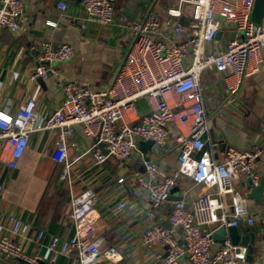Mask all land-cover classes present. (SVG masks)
<instances>
[{
	"label": "built area",
	"instance_id": "obj_1",
	"mask_svg": "<svg viewBox=\"0 0 264 264\" xmlns=\"http://www.w3.org/2000/svg\"><path fill=\"white\" fill-rule=\"evenodd\" d=\"M115 0H81L86 21L109 24L114 18ZM178 7L167 9L169 17L180 14V5H190L188 28L171 21L168 40L158 38L159 21L152 10L143 18L123 15L121 25L132 35L124 59L109 84L100 90H91L78 81L61 82L62 100L50 114L41 118L34 97L29 96L15 110L0 107V161L15 168L24 153L32 132L57 131L52 157L64 164L61 179L69 182L67 138L75 124H82L84 131L95 135L103 149L91 153L97 163L108 155L125 159L136 148V138L154 141L162 147L169 136V125L177 133L175 143L177 166L170 173L160 175L152 160L144 161L143 170L134 169L135 183L148 196L151 209L146 212L149 225L141 235L145 246L160 244L159 264H244L246 247L229 237L218 241L212 232L219 227H236L252 223L253 216L247 205L245 192L234 186L241 174L257 186L261 174L257 161L262 148L226 145L221 159L213 154L214 143L208 136L209 123L203 99L201 74L207 68L220 72L231 100L240 89L245 76L252 75L264 66V16L260 22L251 19L254 0H177ZM65 0H58V10H65ZM23 0H0V28L13 31L26 29L22 19ZM171 20V19H170ZM56 27L57 22L46 20ZM233 32L224 46L218 44L209 51L217 32ZM72 46L63 42L52 45L45 41L37 56L40 64L30 72V78H45L58 74L54 63L67 60ZM48 62L46 67L41 62ZM145 98L150 110L139 116L136 100ZM106 151V153H105ZM81 155H78L79 158ZM182 176L189 177L202 189L187 204L176 200L162 223L155 212L169 195V190ZM120 176L117 181L122 182ZM3 186L0 183V197ZM230 202L225 204L224 196ZM96 195L91 188H84L71 198L70 217L72 235L48 236V262L59 255L74 256L76 264H97L101 261L116 263L121 254L116 246L103 247V240L95 236L97 215L94 210ZM130 203L127 196L120 198L111 208L122 210ZM45 235L29 222L14 213L0 221V261L14 260L16 264H45L38 252L31 253L23 241L38 242Z\"/></svg>",
	"mask_w": 264,
	"mask_h": 264
},
{
	"label": "crops",
	"instance_id": "obj_2",
	"mask_svg": "<svg viewBox=\"0 0 264 264\" xmlns=\"http://www.w3.org/2000/svg\"><path fill=\"white\" fill-rule=\"evenodd\" d=\"M57 1L23 0L22 19L26 22V29L13 31L0 28V107L7 105L15 110L22 101L32 96L39 116L45 118L62 100L63 80L78 81L91 90L105 88L118 70L132 40L130 32L121 25L123 15L143 18L152 10L159 21L156 36L168 40L171 21L188 28L191 11L190 5L183 3L180 14L171 18L167 9L178 7L177 0H115L113 21L100 24L85 20L81 0H65L67 6L63 11L57 9ZM46 20L57 22V26L46 24ZM231 34L233 32H220L207 49L215 50L218 44L224 46ZM45 41L52 45L69 43L72 55L67 60L54 63L58 74L32 80L29 75L40 64L37 56ZM201 83L214 156L221 159L226 145L250 148L257 144L262 148L257 161V169L262 176L264 66L243 78L240 89L230 101L227 100L228 93L220 72L207 68L201 74ZM235 98L239 101L233 105L231 101ZM136 108L139 116L150 110L143 97L136 100ZM176 133V127L170 124L166 144L162 147L153 145L150 149L149 160L156 163L160 175L170 173L177 166ZM56 140L57 131L54 129L32 132L15 168L0 161V183L3 186L0 221L3 222L8 213H14L34 228L43 229V238L38 242L23 241V245L31 253L38 252L45 264H76L73 255H59L55 262L49 263L50 253L46 245L50 234L61 237L72 235L71 198L84 188H91L96 195L94 234L102 238L103 247L114 245L121 254L116 263L101 261L97 264H159L158 254L163 253L161 245L148 247L141 242V235L149 225L146 212L151 209V204L146 191L135 183L131 174L134 169L143 170L146 161L137 145L125 159L108 155L105 161L97 163L91 153L85 152L98 147L103 149L102 145L95 135L84 131L82 124H75L67 138L68 161L71 162L68 182L60 176L64 164L52 157ZM78 155L81 156L78 158ZM120 176L124 177L122 182L117 181ZM247 178L241 174L234 186L246 192L249 189ZM201 189L189 177H180L169 190L168 197L155 208L158 219L166 224L173 203L183 198L190 204ZM123 196H127L130 203L122 210L112 212L113 205ZM224 202L229 204V194L224 196ZM247 205L254 221L236 226L234 240L247 233L254 234L256 243L252 252L247 253L244 264H264V195L259 203L247 197Z\"/></svg>",
	"mask_w": 264,
	"mask_h": 264
},
{
	"label": "water",
	"instance_id": "obj_3",
	"mask_svg": "<svg viewBox=\"0 0 264 264\" xmlns=\"http://www.w3.org/2000/svg\"><path fill=\"white\" fill-rule=\"evenodd\" d=\"M264 16V0H254L252 12H251V19L255 22H260L262 17ZM220 36V32H217L216 37ZM233 37V34H231V37ZM46 67H48V62H41ZM41 79V77H38V80ZM238 99L235 98L231 101V104L235 105L238 103ZM136 145L137 148L141 151L142 155L144 156V159L147 161L149 160L150 155V149L154 145V141L150 138L142 139V138H136ZM106 153V151H105ZM248 186L249 189L245 192V195L249 198H252L254 202L259 203L262 200V196L264 195V174L260 177V181L257 186H252L251 179L248 177ZM236 228L235 227H219L215 231L212 232V236L214 239L218 241L225 240L226 238H229L233 242H238L242 245H244L247 248V253L252 252V249L254 248V245L256 243V238L254 234L247 233L244 236H242L239 240H234V237L236 236ZM0 264L1 263L0 261Z\"/></svg>",
	"mask_w": 264,
	"mask_h": 264
},
{
	"label": "rangeland",
	"instance_id": "obj_4",
	"mask_svg": "<svg viewBox=\"0 0 264 264\" xmlns=\"http://www.w3.org/2000/svg\"><path fill=\"white\" fill-rule=\"evenodd\" d=\"M225 36H227L226 34H224ZM1 263L3 264H15V261L14 260H7V261H2Z\"/></svg>",
	"mask_w": 264,
	"mask_h": 264
},
{
	"label": "trees",
	"instance_id": "obj_5",
	"mask_svg": "<svg viewBox=\"0 0 264 264\" xmlns=\"http://www.w3.org/2000/svg\"><path fill=\"white\" fill-rule=\"evenodd\" d=\"M8 264V263H7ZM16 264V263H15Z\"/></svg>",
	"mask_w": 264,
	"mask_h": 264
}]
</instances>
